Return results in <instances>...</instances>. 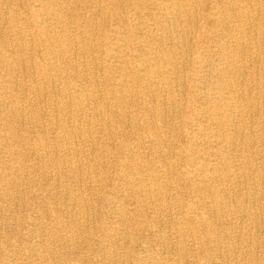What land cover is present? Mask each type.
I'll return each instance as SVG.
<instances>
[{"label": "bare ground", "instance_id": "1", "mask_svg": "<svg viewBox=\"0 0 264 264\" xmlns=\"http://www.w3.org/2000/svg\"><path fill=\"white\" fill-rule=\"evenodd\" d=\"M0 264H264V0H0Z\"/></svg>", "mask_w": 264, "mask_h": 264}]
</instances>
